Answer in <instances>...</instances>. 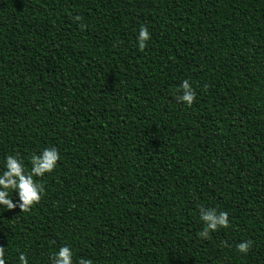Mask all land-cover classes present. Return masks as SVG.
Instances as JSON below:
<instances>
[{
    "label": "trees",
    "instance_id": "1",
    "mask_svg": "<svg viewBox=\"0 0 264 264\" xmlns=\"http://www.w3.org/2000/svg\"><path fill=\"white\" fill-rule=\"evenodd\" d=\"M51 147L41 202L0 205L6 264H264V0H0V173ZM201 207L230 226L201 239Z\"/></svg>",
    "mask_w": 264,
    "mask_h": 264
},
{
    "label": "clouds",
    "instance_id": "2",
    "mask_svg": "<svg viewBox=\"0 0 264 264\" xmlns=\"http://www.w3.org/2000/svg\"><path fill=\"white\" fill-rule=\"evenodd\" d=\"M74 21L82 20V17H73ZM81 28L87 25L81 24ZM151 39V34L146 26H141L138 33V47L144 51L147 42ZM182 95H177L176 100L183 102L191 107L196 100V93L188 80H184L180 85ZM60 153L56 147L44 149L39 155L32 154L30 157L31 170L26 171L23 160L18 154H10L6 157L5 170L0 173V205L7 210H14L19 207L22 212L31 211L32 207L39 204L42 200V194L45 191L44 185L38 183L34 177H43L46 173L55 170ZM18 192L19 202L13 203L12 193ZM200 219L205 227L198 232L201 239H208L211 232L220 228L230 226L229 214L226 211L217 212L214 208L201 207ZM226 244V242H225ZM253 242L245 240L236 245V250L240 253L247 254ZM52 264H73V252L69 246H61L57 252L50 257ZM20 264H29L26 254L19 255ZM0 264H6L5 247L0 246ZM79 264H93L90 259L81 258Z\"/></svg>",
    "mask_w": 264,
    "mask_h": 264
}]
</instances>
